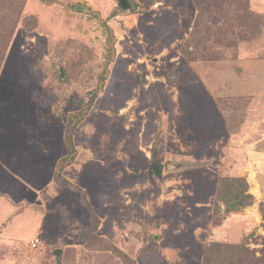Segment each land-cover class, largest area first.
<instances>
[{"label": "rangeland", "instance_id": "374dc122", "mask_svg": "<svg viewBox=\"0 0 264 264\" xmlns=\"http://www.w3.org/2000/svg\"><path fill=\"white\" fill-rule=\"evenodd\" d=\"M134 3L0 0V264H264V12Z\"/></svg>", "mask_w": 264, "mask_h": 264}, {"label": "water", "instance_id": "95a60500", "mask_svg": "<svg viewBox=\"0 0 264 264\" xmlns=\"http://www.w3.org/2000/svg\"><path fill=\"white\" fill-rule=\"evenodd\" d=\"M120 3L125 10L129 9V5L132 7L134 11L137 10V6L135 5L134 0H120ZM61 252H62L61 250H57L55 253L58 260L60 258Z\"/></svg>", "mask_w": 264, "mask_h": 264}, {"label": "crops", "instance_id": "0c3cea01", "mask_svg": "<svg viewBox=\"0 0 264 264\" xmlns=\"http://www.w3.org/2000/svg\"><path fill=\"white\" fill-rule=\"evenodd\" d=\"M260 2V5L261 6H263V7H261V8H256V7H258V6H260V5H258V4H256V3H254V0H249V3H250V6L253 8V10L256 12V13H260V11H263L264 12V0H260L259 1ZM137 6V10L139 9V7H138V5H136ZM136 10V11H137ZM251 59V62L252 61H254V60H257V59H254V58H250ZM252 59H254V60H252ZM247 59H245V61H246ZM264 60V59H263ZM262 60V61H263ZM248 62V61H247ZM250 62V61H249ZM243 87H244V85H243ZM246 88L244 87V89L243 90H245Z\"/></svg>", "mask_w": 264, "mask_h": 264}, {"label": "trees", "instance_id": "16d2710c", "mask_svg": "<svg viewBox=\"0 0 264 264\" xmlns=\"http://www.w3.org/2000/svg\"><path fill=\"white\" fill-rule=\"evenodd\" d=\"M63 72V71H62ZM64 74H65V72H63ZM65 76V75H64ZM62 78V77H61ZM163 166L162 165H160L159 163H156L155 165H154V168H153V170H154V172H156L158 175H161L162 174V172H163ZM236 198V197H235ZM242 203L241 204H244L243 202L244 201H241ZM237 262L236 263H238L239 261H238V258H236L235 259Z\"/></svg>", "mask_w": 264, "mask_h": 264}, {"label": "built area", "instance_id": "2783aa9c", "mask_svg": "<svg viewBox=\"0 0 264 264\" xmlns=\"http://www.w3.org/2000/svg\"><path fill=\"white\" fill-rule=\"evenodd\" d=\"M39 242H40L39 239H34V240H32V242H31V246H32L33 248H36V247L39 245Z\"/></svg>", "mask_w": 264, "mask_h": 264}]
</instances>
